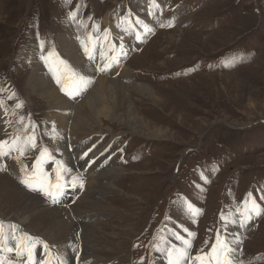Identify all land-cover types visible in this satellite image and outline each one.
<instances>
[{
	"label": "rangeland",
	"instance_id": "rangeland-1",
	"mask_svg": "<svg viewBox=\"0 0 264 264\" xmlns=\"http://www.w3.org/2000/svg\"><path fill=\"white\" fill-rule=\"evenodd\" d=\"M73 12L75 20L71 18ZM145 25L151 31H146ZM68 34L77 44L81 58L96 68L94 80L81 75L63 50L61 38L66 39ZM107 35L110 37L105 38ZM101 49H106L104 54ZM89 54L93 59H89ZM33 56L41 62L54 87L76 105L93 92L100 75L125 82L129 102L147 125L144 131L156 135L151 139L130 132L120 135L126 128L108 118L102 123L105 133L88 137L87 140L98 141L85 152V159L92 158L87 165L93 167L101 159L109 163V169L114 161L119 174L111 182L122 192L108 191L101 197V206H93L95 211L91 213L100 218L92 224L95 229L96 225L101 227L105 238L98 237L94 244L92 262L97 259L101 264H169L166 249L183 247L176 235L203 231V238L212 244L217 233L228 239L243 264H264V213L256 217L253 229V218L244 226L232 222L241 219L246 202L249 207L255 200L264 209V0H0V137L10 141L25 134L19 131L21 120L28 132L34 130L37 147L29 148L20 157L22 165H27L31 173L41 149L49 150L53 159L42 163L48 182L56 183L59 170L72 195L77 194L72 200L73 196L63 189L57 197L59 202L53 205L67 208L73 217V205L84 203L88 198L84 195L93 189L86 173L69 168L56 147L63 137L55 120L48 116L49 102L32 85L36 73ZM60 61L90 81L74 98L61 90L62 86L74 90L76 85L75 77L69 78ZM105 63L110 67L100 71ZM126 69L130 72L127 76L123 75ZM140 85L151 88L152 98L142 96L137 89ZM17 104L22 107L17 108ZM2 110L11 122L8 130L2 121ZM110 145L108 153L102 154ZM98 149L101 152L92 157ZM118 150L121 152L116 154ZM120 154L125 155V161L120 160ZM16 156L13 152L8 157L19 166L24 178ZM57 161L62 168L58 169ZM129 173L134 176L126 179ZM80 174L84 187H72V178H80ZM162 209L172 214L166 223L167 233L148 236L151 231L158 233V226L166 225L159 217ZM3 222L7 232L10 227L19 232L17 237L38 235L47 245L50 243L52 252L47 254L57 255L60 263L65 262L62 255L66 250L61 244L29 232L20 223ZM85 224H79L82 233L78 224L75 229L77 251L75 241L71 242L81 258L86 249ZM234 225L238 227L233 234ZM144 232L146 236L142 235ZM205 239L193 257L205 250ZM166 243L169 246L163 249ZM37 248L40 252L41 246L33 248V264H40L43 259L37 255ZM47 250L41 249V253L45 256ZM0 254L16 258L15 253Z\"/></svg>",
	"mask_w": 264,
	"mask_h": 264
},
{
	"label": "bare ground",
	"instance_id": "bare-ground-1",
	"mask_svg": "<svg viewBox=\"0 0 264 264\" xmlns=\"http://www.w3.org/2000/svg\"><path fill=\"white\" fill-rule=\"evenodd\" d=\"M107 19L108 18H106V22H108ZM67 36L68 37H66V39L65 37L61 38L63 41V50L68 52L67 54L69 57H71V59L79 67L77 68L80 69L81 75L94 80L95 76H97L96 68H93L89 62L81 58V54L77 50V44L70 38V34ZM105 47L107 48V46ZM101 51L103 50L101 49ZM119 57L122 58L123 55ZM32 61L33 66L35 67L34 69H36L32 85L37 89L36 91L42 94L49 102L51 108L48 116H50L51 120H55V123L60 131L59 134L63 137L61 141L58 142L59 144L56 147L57 149L59 148L60 155L65 157L69 168L74 169L75 171H84L86 173V177L89 180V187L93 189V192L88 191V195L85 194L84 198H86V196H88V198L93 196L94 198L96 197L97 200L89 201L88 198H86L87 200L85 202L83 200L84 203L78 202L73 205L74 207L72 209L75 214H73L72 217L69 214L70 212H67V208L61 206L57 207L59 204L53 205L51 203V199L44 195L42 191H33L29 188H25L23 184L15 178L13 174L15 173V168L11 166L8 171L0 170V222L5 221L10 225L20 223V225L25 226L29 232L32 231L34 234H41L46 236L48 240L51 238V240L56 241L57 244H61L63 250H66V256L62 255L65 262L67 258V263L63 262V264H75V262H79V264H101L97 261V259L96 262L91 261V250L93 251L95 249L94 244L98 242V237H102L103 239L105 238V235L101 234L99 230L101 228L100 226L94 224L96 225L95 229L92 224L93 220L95 221V219L97 220L100 218V215L98 217L96 214L91 212L95 211L93 208L94 205L96 208L101 206V197H103L105 193L108 191L110 192L111 190H114L116 193L118 189L111 181L114 180L113 178L118 175L119 172L117 173V170L115 169L116 164L114 165V161L110 160L112 161L110 163L111 167L108 169L109 163L101 161V159L90 168L91 170H87V164L92 158L89 157L88 159H83V154L98 141V138H93L91 140L87 139L88 137H91L93 133H105V131H102V123L108 118H112L114 121L119 122L123 129L126 128V131L118 133L120 135L125 132H130L132 135H140L150 139L154 138L156 135L154 136V133H146L144 131V127L147 125L141 117L137 115L136 108L129 102L126 90L128 86L124 84L125 82L121 80L109 79V75L107 74L104 76L100 75L97 80V86L93 92L90 91L91 94H88L81 104L76 105L75 103H72L73 101H70V99L63 97L59 89L54 87L51 83L50 76L44 71L45 68H43L41 62L35 56H33ZM129 73L130 72L126 69L123 75L126 74L127 76ZM137 89L141 91L140 93L143 94L142 96L147 97V99L152 98V90L150 87L140 85L139 87L137 86ZM94 100L97 102L96 104H93L92 101ZM121 110L123 112L119 115ZM1 115L4 126L6 127L10 121L5 115V111H3ZM107 131L113 132L114 130L108 129ZM156 132L160 134L161 131L157 130ZM2 139L3 137H0V140ZM68 142H70L69 145H72L71 149H69ZM99 151L101 152L99 149L97 151L94 150L92 154L93 156H91L95 157ZM105 156L107 157L108 154ZM5 157L6 156L0 157V168H2V159H5ZM48 168H50V166H48ZM129 174L126 176V179L134 176V174ZM81 177L82 174H80V178ZM96 187L98 188L97 190ZM64 190V193L66 192L70 194L68 188L65 187ZM117 192L122 193L121 191ZM66 216L69 217L68 221L65 220ZM87 220L89 221L87 222ZM82 222H86L84 225L86 229L84 234L86 249H84L85 252L83 258L80 259L79 256L75 254L73 248L74 244L72 246L71 242L74 243L75 241L76 250L77 239H75V229L78 228L77 224L79 225ZM236 227L238 226L234 225L232 227L233 234L234 231L237 230ZM92 228L94 230H92ZM10 229L8 230L9 232H11ZM79 233H82V226ZM69 237H71V240H69ZM38 238V235H33V239ZM173 240H175V238H173ZM38 241L41 242L38 243L41 246V249L47 250L43 247V245L46 244L43 239L39 238ZM49 244L50 243H48V247ZM70 244L74 252L72 249L69 251ZM232 244L234 246L236 245L234 241H232ZM167 246H169L168 243L163 245L162 248L164 249ZM41 249L39 252V248H37V255L44 258V253L43 251L41 253ZM47 262L50 264H58L59 260L54 255L50 257L48 261L44 258V264H48Z\"/></svg>",
	"mask_w": 264,
	"mask_h": 264
},
{
	"label": "snow or ice",
	"instance_id": "snow-or-ice-1",
	"mask_svg": "<svg viewBox=\"0 0 264 264\" xmlns=\"http://www.w3.org/2000/svg\"><path fill=\"white\" fill-rule=\"evenodd\" d=\"M71 18L73 20L76 19L75 12L71 14ZM136 23L141 22L137 21ZM145 29L146 31H151L147 25H145ZM40 46L43 48L44 42H41ZM85 52H88L87 46H85ZM51 55L52 53L49 54V56ZM89 59H93L91 54H89ZM59 63L63 64L65 69H67L70 79L75 77L74 84L76 87L74 90H68L62 86V90H64L69 97L74 98V96L79 94L80 91L86 89V86L90 83V81L85 80L84 77L77 76L76 73L72 72L66 62L60 61ZM116 63H118V60ZM108 67H110V64L105 63L100 68V71H105ZM57 83H60L59 77L57 78ZM0 105H2V102H0ZM16 107L20 108L22 105L17 104ZM20 123L22 128L19 131L25 134L17 135L10 141H0V157L11 156V154L15 152L17 153L15 158L19 161L20 157L25 155L26 150L37 147L34 130L28 132V130L23 126V120H21ZM53 132H55L54 127ZM45 159H53L52 154L46 147L41 149L40 156L36 159L34 169L31 173L28 172L27 165H22L21 170L25 173V175L21 180V183L33 191H42L44 195L48 196L52 200L53 203H58L59 201L57 197L63 194V189L67 186V182L62 180L59 170L56 175V183L51 184L48 182L47 174L42 171V163ZM56 163L58 165V169L63 167L61 162L57 161ZM0 170L4 169L0 168ZM77 185H79L80 188L84 187L83 178H72L71 186L76 187ZM251 205V208H248L246 202L245 208L240 213L241 219L239 221L234 219L232 222H238L241 226H244V224L251 220L254 215L259 216L264 213V209H261L260 206L256 204L255 200L251 201ZM188 207L191 209V205H188ZM196 211L198 212L199 210ZM221 218L225 219L223 216ZM189 236L194 238L195 233H189ZM176 238L181 240L184 247L177 248L175 246H171L167 249L169 264H188V262H191V264H243V261L237 255V249H234L229 243H227L226 238H222L219 233L216 234L215 244L210 247L209 251L205 253L203 249H201L200 254L195 257L191 255L192 241L179 235H177ZM6 239L7 238L3 235L2 225H0V252L7 251L9 253H15L17 259L26 258L27 264H32L33 248L38 243H41L40 241L34 240L32 237H28L27 234H22L19 237L13 236L14 243L9 246L6 243ZM43 247L48 249L47 244H44ZM157 250L159 251L160 249L157 248ZM0 264H4V260L2 258H0Z\"/></svg>",
	"mask_w": 264,
	"mask_h": 264
},
{
	"label": "built area",
	"instance_id": "built-area-1",
	"mask_svg": "<svg viewBox=\"0 0 264 264\" xmlns=\"http://www.w3.org/2000/svg\"><path fill=\"white\" fill-rule=\"evenodd\" d=\"M254 217L255 218H253V221H254V223H253V225H252V229L255 227V223L257 222L256 221V217L257 216H255L254 215ZM195 222H197V224H199L200 223V221L199 220H197L196 218H195ZM202 232L203 231H201L200 233L201 234H199L198 232H192V233H195V237L194 238H192V237H190L189 236V234L188 235H182V237L184 236V238L186 239V238H188V239H190L191 241H192V248H191V255L193 256V253L195 252V251H197L198 250V247H199V245L201 244V243H204V239L205 238H203V234H202ZM247 236V234L245 235V237ZM178 241H179V243H180V245L181 246H183L184 247V245L182 244V242H180V240L178 239ZM205 242H207L206 244H205V250L206 249H208V247H209V244H210V241H209V239H207V237H206V239H205ZM204 250V251H205ZM242 251V252H241ZM240 254H241V257L243 256V245H242V248L240 249Z\"/></svg>",
	"mask_w": 264,
	"mask_h": 264
}]
</instances>
